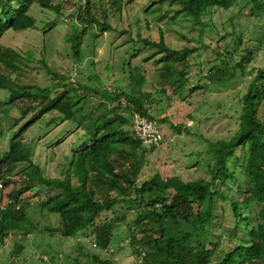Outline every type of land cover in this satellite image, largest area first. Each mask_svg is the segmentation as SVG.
Returning a JSON list of instances; mask_svg holds the SVG:
<instances>
[{"label": "rangeland", "instance_id": "1", "mask_svg": "<svg viewBox=\"0 0 264 264\" xmlns=\"http://www.w3.org/2000/svg\"><path fill=\"white\" fill-rule=\"evenodd\" d=\"M80 1L82 4V0H68L63 3L57 0L62 6L59 15L37 4H31L27 15L34 20V27L22 32L10 29L3 32L0 37L1 48L14 49L20 56L31 54L30 59L23 60L19 64L20 69L10 74V77H16L22 84L43 87L56 81L54 75L63 74L73 88L77 84L96 88L97 83L101 82L108 91H113L114 87L118 86L125 93L135 91L142 109L159 125L163 140L153 149H147L143 145L138 149L134 183L139 186L152 175H159L162 179L178 176L185 182L196 179L211 181L208 167L212 160L211 155L206 153L208 144L228 140L236 132L241 97L257 70L264 67L263 11L250 14L249 0H237L228 10L208 9L209 13L200 17L201 22L208 24V31L202 33V41L208 44V48L203 49L199 41L201 25L183 13L176 14L177 3H169L168 0H121L120 10L116 12L109 0H92L93 12L99 23L82 25L74 18ZM259 1L264 3V0ZM239 11L249 14L252 19L240 18ZM231 16H234L231 23L239 24L234 27V32H239V28L245 31L244 35H248L250 30L254 33L257 43L252 38L249 45L252 44L251 41L255 44L261 41L262 44L251 47L255 54L245 64L243 73H238L234 79L222 86L208 84V80L199 74L202 66L203 74L207 69L214 72V67H226L218 60L209 64L210 60L215 58L213 49L220 51L221 60L231 63L227 51L232 47H226L219 39L224 32L230 31L228 20ZM211 24H215L214 27L211 28ZM72 27L81 34L78 47L80 59H76L72 54L70 42L66 38ZM158 31L162 33L164 44L171 50L187 48L192 52L185 57L188 67L181 83L176 82L173 72L163 81H158L157 73L164 63L159 58L163 53L152 46H145L140 41V38L157 41ZM228 36L227 33L223 35L227 41L230 39ZM244 43L246 44V41ZM137 74L143 77L140 85L135 82ZM260 83L256 86L258 92L264 86V82L263 85ZM73 91L77 94L76 88ZM6 96L7 91L0 89V127L5 132V135L0 137L1 153L8 149L12 132L22 123L15 103L4 104ZM118 100L123 115L127 116L130 122L132 115L128 113L123 94H120ZM90 105L99 107L95 102ZM109 106L111 103L107 102L99 107V111ZM256 116L260 120L264 119V97L257 106ZM50 118L49 113H44L21 135V140L24 146L31 148V159L37 162L44 177L62 179L67 166L65 163L71 160L72 151L80 148V144L90 146L92 142L77 125L68 121L61 123L60 120L46 123ZM178 125L181 126L179 130L176 129ZM126 129L131 133V125ZM26 166L27 164L22 162L13 172H18ZM244 173L245 169L234 168V180H214L211 183L213 191L222 193L225 197L231 196L232 199L236 196L237 201L242 200L244 196L239 195L238 191L247 187L242 178ZM71 183L76 184V179L72 178ZM236 186L239 187L237 191L236 188L233 190ZM11 190L19 191L20 201H26L32 206L45 201L51 194L38 186L37 182L24 181L23 175L19 174L1 190L3 203ZM250 204L240 206L242 217L251 212L255 213L264 206L253 202ZM132 210L135 211V207ZM133 211L125 212L121 207H111L95 220L94 225H99L104 221L112 222L115 218H120L119 221L112 222L111 242L105 250H97L93 246L94 225L78 233L75 238H63L56 231L58 216L43 211L45 217L40 216L39 223L36 220L39 215L32 219L35 229L28 230L24 235L12 233L0 244V263L75 264L77 260L79 264H98L93 257V254H96L102 260H110L115 264H131L136 260L133 259L131 228L128 227L129 220L135 216L136 211ZM214 217L207 238L213 244L210 259L218 260L228 247L236 244V239L241 234L244 237L246 233L237 231L235 238L229 234L236 221L232 216L230 201L217 199ZM238 225L241 229L244 227V224ZM201 242V239H191L188 246L198 249ZM210 247L207 246L208 249ZM10 256L14 259H10ZM48 259L49 261H46Z\"/></svg>", "mask_w": 264, "mask_h": 264}, {"label": "trees", "instance_id": "2", "mask_svg": "<svg viewBox=\"0 0 264 264\" xmlns=\"http://www.w3.org/2000/svg\"><path fill=\"white\" fill-rule=\"evenodd\" d=\"M109 1L118 12L121 0ZM168 1L178 4L176 14L183 13L201 25L199 41L203 49L208 48V44L202 41V33L208 31V24L201 22L200 17L208 14L210 8L228 10L237 2V0ZM249 1L250 14L258 11L264 13V3L259 0ZM56 2L57 0H0V37L7 29L24 31L34 27V20L27 15L31 4H37L59 15L62 6ZM239 13L240 18L252 19L249 14L240 11ZM74 18L82 25L99 23L93 12L92 0H86L84 5L79 4ZM233 18L234 16H231L228 20L230 31L224 32L229 35V41L224 39V34L219 37L226 47H232L227 51L231 63L221 60L220 51L217 48L213 49L215 58L208 61L209 64L218 60L226 67L222 69L212 66L214 72L207 69L203 74L202 66L199 74L208 80V84L222 86L234 79L238 73H243L245 64L255 54L251 47L255 48L256 45L262 44L261 41L258 44L251 41L252 44L249 45L250 40L255 39L254 33L250 30L248 35H244L245 31L239 28V32H234V27L239 24L231 23ZM214 25L211 24V28ZM158 32L157 41L140 38L145 46H152L163 53L159 58L164 63L157 73L158 81H163L173 72L176 82L181 83L188 67L185 57L192 52L187 48L171 50L164 44L162 33ZM66 38L70 42L72 54L76 59H80L78 47L81 43V34L72 27ZM262 39L263 42L264 35ZM30 56V53L26 54V59H30ZM19 59V55L12 49L0 46V89L7 91L4 104L15 103L19 120H22L17 130L12 132L8 149L1 153L0 148V243H3L11 232L24 235L28 230L35 229L32 219L39 215L36 217L39 223L40 216L45 217L43 211L58 216L56 231L63 238H75L78 233L93 226L100 214L111 207H121L125 212H131L135 207L136 212L133 211L135 216L128 222V227L131 228L133 259H136L131 264H264V206L255 213L251 212L243 217L240 214L241 205L252 202L264 204V119L260 120L256 116L257 106L264 97V86L260 92L256 87L260 82V85H263L264 67L257 70L241 97L236 132L228 140L208 144L206 153L211 155L212 160L208 167L211 181L196 179L185 182L178 176L162 179L159 175H152L138 186L134 181L138 166V149L142 148V145L133 137L132 131L131 133L127 131L126 128L131 125V121L129 122L127 116L123 115L118 100L120 94H123L130 115L134 112L145 115L147 113L140 106L141 102L136 97V92L125 93L120 86L118 88L113 86L114 90L108 91L101 82H98L96 88L83 84L75 85L76 94L73 91L75 88L68 83L63 74L54 75L56 81L43 87L22 84L16 77L15 79L10 77V74L20 69ZM142 81L143 77L137 74L136 84L140 85ZM91 102H95L99 107L110 102L111 106L99 111V107L94 108L90 105ZM44 113L51 115L46 123H55L57 120L61 123L64 120L69 121L91 138L90 146L80 144V148L72 151L71 160L65 163L67 167L62 179L44 177L37 162L31 159L33 154L31 148L24 146L21 140V135ZM147 117L150 118L148 114ZM157 126L159 128V125ZM179 127L181 128L178 125L176 129L179 130ZM4 135L5 132L0 127V137ZM161 136L158 146L163 140L162 131ZM22 162L27 166L13 172ZM236 167L245 169L242 178L247 185L245 190L233 187V190L239 189V195L244 196L240 201H237L236 196L232 199L231 196L225 197L222 193L213 191L211 185L216 179L234 180L232 171ZM17 174L23 175L24 181L28 183L37 182L38 186L51 194L45 201L32 206L26 201H20L19 191L11 190L6 195L5 203L1 204L3 202L1 190ZM72 178L76 179V184L71 183ZM217 199L230 201L232 216L236 221L229 234L233 235V238L237 237V231L242 230L246 234L244 237L241 234L236 239V244L228 247L221 258L211 260L213 244L207 235L215 218ZM119 219L115 218L112 222ZM112 222L104 221L102 224L94 225L93 246L97 250H105L110 245ZM239 223L244 224L242 229ZM191 239H201L198 249L188 246ZM207 246L211 247L208 249ZM93 257L98 264H115L110 260H102L96 254H93ZM75 264L79 262L75 260Z\"/></svg>", "mask_w": 264, "mask_h": 264}, {"label": "built area", "instance_id": "3", "mask_svg": "<svg viewBox=\"0 0 264 264\" xmlns=\"http://www.w3.org/2000/svg\"><path fill=\"white\" fill-rule=\"evenodd\" d=\"M147 114L133 113L131 131L133 137L140 141L141 145L150 149L158 146L162 136L156 122L148 118Z\"/></svg>", "mask_w": 264, "mask_h": 264}, {"label": "clouds", "instance_id": "4", "mask_svg": "<svg viewBox=\"0 0 264 264\" xmlns=\"http://www.w3.org/2000/svg\"><path fill=\"white\" fill-rule=\"evenodd\" d=\"M66 1H68V0H61V2L63 3V2H66ZM83 2H82V4H81V1H80V5H84L85 4V2H86V0H82ZM57 3V2H56ZM59 3V2H58ZM57 3V4H58ZM60 4V3H59ZM61 5V4H60ZM62 11V10H61ZM24 31H26V30H24ZM17 32H22V31H17ZM7 48H9V47H7ZM11 49V48H10ZM16 54H18L19 55V57H20V59H19V62H18V64H20L21 62H23V60H25L26 59V54L24 55V56H20V54L18 53V52H16L14 49H12ZM1 72V71H0ZM38 86V85H37ZM2 90V89H1ZM4 91V90H3ZM64 122H66L65 120L63 121V123ZM69 122V121H68ZM65 136V135H64ZM64 136H62V137H64ZM76 150V149H75ZM70 161V160H69ZM68 161V162H69ZM67 167V166H66ZM48 197V196H47ZM1 204H4L3 202H1ZM12 233H16V232H11L9 235H8V238H9V236L12 234ZM28 233V232H27ZM18 234H20V233H18ZM4 243V242H3ZM3 243H0V244H3ZM4 247V246H3ZM38 257V256H37ZM10 259H14V257L13 256H10ZM41 262V261H40ZM1 264V263H0Z\"/></svg>", "mask_w": 264, "mask_h": 264}, {"label": "crops", "instance_id": "5", "mask_svg": "<svg viewBox=\"0 0 264 264\" xmlns=\"http://www.w3.org/2000/svg\"><path fill=\"white\" fill-rule=\"evenodd\" d=\"M10 237V236H9Z\"/></svg>", "mask_w": 264, "mask_h": 264}]
</instances>
